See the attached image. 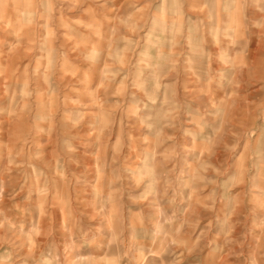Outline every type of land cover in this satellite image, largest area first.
Returning <instances> with one entry per match:
<instances>
[{
    "label": "rangeland",
    "instance_id": "1",
    "mask_svg": "<svg viewBox=\"0 0 264 264\" xmlns=\"http://www.w3.org/2000/svg\"><path fill=\"white\" fill-rule=\"evenodd\" d=\"M261 153L264 0H0V264H264Z\"/></svg>",
    "mask_w": 264,
    "mask_h": 264
},
{
    "label": "clouds",
    "instance_id": "2",
    "mask_svg": "<svg viewBox=\"0 0 264 264\" xmlns=\"http://www.w3.org/2000/svg\"><path fill=\"white\" fill-rule=\"evenodd\" d=\"M175 42V41H174ZM99 49L96 45H92L91 48L87 50L84 54V60L89 63H94L99 56ZM156 69L160 68V65L157 64ZM209 83H211V77H209ZM186 112H191L192 108L190 105L185 107ZM70 152L75 150L69 148ZM261 160H264V153L260 154L259 157ZM168 160L166 155L164 159H159L157 154L152 150H148L141 159L140 164L131 171L129 174L136 181V187L139 188L141 185H144L150 193H156L157 187L160 185L169 186L172 183L169 173L164 171L165 162ZM61 168H58V172L61 171ZM46 189H41L40 194L43 196L46 194ZM42 264H48V261L45 260Z\"/></svg>",
    "mask_w": 264,
    "mask_h": 264
}]
</instances>
